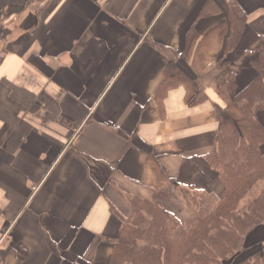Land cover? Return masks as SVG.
I'll return each instance as SVG.
<instances>
[{
  "label": "crops",
  "instance_id": "crops-1",
  "mask_svg": "<svg viewBox=\"0 0 264 264\" xmlns=\"http://www.w3.org/2000/svg\"><path fill=\"white\" fill-rule=\"evenodd\" d=\"M10 13L0 264H110L123 229L113 207L126 217L139 196L187 222V195L221 197L208 157L221 116L236 118V92L258 76L264 0H33ZM171 66L191 85L164 90ZM225 69L233 84H221ZM246 243L264 245V223Z\"/></svg>",
  "mask_w": 264,
  "mask_h": 264
},
{
  "label": "trees",
  "instance_id": "trees-1",
  "mask_svg": "<svg viewBox=\"0 0 264 264\" xmlns=\"http://www.w3.org/2000/svg\"><path fill=\"white\" fill-rule=\"evenodd\" d=\"M31 1L0 0V5L19 13ZM233 13L240 14L237 5ZM240 17L227 51L237 45L244 19ZM255 67L257 78L237 91L231 104L236 118L221 116L217 150L208 157L220 174L221 197L210 201L191 195L195 209L189 211L187 222L139 196L130 198L131 212L126 217L113 207L123 229L110 264H264V245L253 250L246 243L247 235L264 223V125L258 116L264 110V54ZM174 70V66L167 70L164 90L191 85L185 73L171 75ZM221 75L226 80L221 84H233L230 71L225 69Z\"/></svg>",
  "mask_w": 264,
  "mask_h": 264
},
{
  "label": "rangeland",
  "instance_id": "rangeland-1",
  "mask_svg": "<svg viewBox=\"0 0 264 264\" xmlns=\"http://www.w3.org/2000/svg\"><path fill=\"white\" fill-rule=\"evenodd\" d=\"M9 14H11L10 13V9L8 8V6H1L0 5V21H2V22H0V29H1V27H2V25H3V23L5 24V22H6V19L9 17ZM11 16V15H10ZM4 28L3 29H1V31H0V39L2 38V37H4ZM187 198H188V200H189V202H188V212L193 208V209H195L193 206H194V203H193V201L191 200V198H192V196L191 195H187ZM208 199V198H207ZM210 201L212 200V199H209ZM215 200V199H214ZM189 217H190V213H189ZM190 219V218H189ZM188 219V220H189ZM188 224V223H187ZM186 224V225H187Z\"/></svg>",
  "mask_w": 264,
  "mask_h": 264
}]
</instances>
